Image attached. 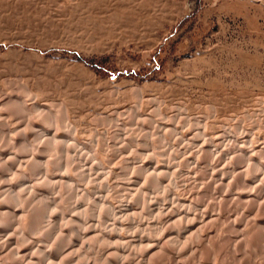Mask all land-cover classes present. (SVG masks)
I'll return each instance as SVG.
<instances>
[{
	"label": "rangeland",
	"instance_id": "obj_1",
	"mask_svg": "<svg viewBox=\"0 0 264 264\" xmlns=\"http://www.w3.org/2000/svg\"><path fill=\"white\" fill-rule=\"evenodd\" d=\"M27 91L54 106L53 127L35 120L43 130L57 124L62 133L68 113L100 162L104 142L118 137L111 119L144 130L130 150H156L160 167L183 159L174 138L189 137L197 120L217 150L229 148L226 133L240 123L255 145L264 143V0H0V99ZM3 112L16 135V116ZM2 139L0 131V150L9 143ZM185 180L167 194L194 199Z\"/></svg>",
	"mask_w": 264,
	"mask_h": 264
},
{
	"label": "bare ground",
	"instance_id": "obj_2",
	"mask_svg": "<svg viewBox=\"0 0 264 264\" xmlns=\"http://www.w3.org/2000/svg\"><path fill=\"white\" fill-rule=\"evenodd\" d=\"M1 106L2 143L9 137L0 150L2 264H264V143L256 146L242 123L225 134L229 150H217L197 120L189 137L174 138L183 159L160 167L156 150H130L145 134L129 118L109 120L118 137L104 142L100 162L77 140L68 113L61 133L35 121L54 125L55 109L28 91L4 94ZM4 110L16 116V135ZM182 176L193 181V201L166 192Z\"/></svg>",
	"mask_w": 264,
	"mask_h": 264
}]
</instances>
